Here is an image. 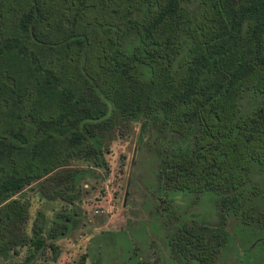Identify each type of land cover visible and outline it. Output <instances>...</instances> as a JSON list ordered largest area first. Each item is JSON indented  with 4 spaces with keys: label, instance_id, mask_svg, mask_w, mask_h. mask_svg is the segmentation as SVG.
Returning a JSON list of instances; mask_svg holds the SVG:
<instances>
[{
    "label": "trees",
    "instance_id": "1",
    "mask_svg": "<svg viewBox=\"0 0 264 264\" xmlns=\"http://www.w3.org/2000/svg\"><path fill=\"white\" fill-rule=\"evenodd\" d=\"M133 122L140 137L152 127L162 197L214 195L219 222L174 221L179 262L215 264L229 242L237 255L264 241V0H0L4 264H35L70 234L82 180L109 171V144ZM32 183L64 205L44 235L43 214L28 224L16 196Z\"/></svg>",
    "mask_w": 264,
    "mask_h": 264
},
{
    "label": "rangeland",
    "instance_id": "2",
    "mask_svg": "<svg viewBox=\"0 0 264 264\" xmlns=\"http://www.w3.org/2000/svg\"><path fill=\"white\" fill-rule=\"evenodd\" d=\"M139 128V122H133L127 133L110 142L105 153L109 171L105 173L100 167L94 170L95 175H105L104 178L82 180V192L77 200L80 220L68 236L53 242L54 248L47 246L35 264H179L178 258L172 261L167 254L168 240L178 232L174 221L178 218L186 219L187 224L220 221L212 194L169 191L171 200L159 194L149 137L152 127L148 126L141 137ZM74 163L84 167L88 162L75 160ZM37 186L32 183L16 196L28 206V224L39 211L43 214L44 235L53 212L64 205L43 198ZM225 226L233 234L232 241L240 245L243 240L237 239V220L228 218ZM240 233L242 236L243 231ZM254 244L252 250L235 255L229 242L230 246L217 256L215 264H264V241ZM28 248L29 245L21 247L8 261L22 259ZM6 262L0 258V264ZM183 263L184 260L180 262Z\"/></svg>",
    "mask_w": 264,
    "mask_h": 264
},
{
    "label": "flooded vegetation",
    "instance_id": "3",
    "mask_svg": "<svg viewBox=\"0 0 264 264\" xmlns=\"http://www.w3.org/2000/svg\"><path fill=\"white\" fill-rule=\"evenodd\" d=\"M192 220H193V219H192ZM170 243H172V237H170L169 240H168V251H167V254H168V256H170L171 260L173 261V259H175V258H174V255H175V254H173V250L171 249ZM172 256H173V258H172ZM179 264H180V262H179ZM239 264H240V263H239ZM241 264H242V263H241Z\"/></svg>",
    "mask_w": 264,
    "mask_h": 264
}]
</instances>
